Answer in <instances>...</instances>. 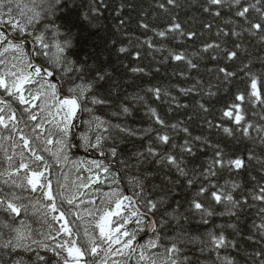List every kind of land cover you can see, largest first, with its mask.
<instances>
[{"label": "snow or ice", "instance_id": "1", "mask_svg": "<svg viewBox=\"0 0 264 264\" xmlns=\"http://www.w3.org/2000/svg\"><path fill=\"white\" fill-rule=\"evenodd\" d=\"M136 9L0 0V264H264V0Z\"/></svg>", "mask_w": 264, "mask_h": 264}, {"label": "trees", "instance_id": "2", "mask_svg": "<svg viewBox=\"0 0 264 264\" xmlns=\"http://www.w3.org/2000/svg\"><path fill=\"white\" fill-rule=\"evenodd\" d=\"M133 2L137 5V9L136 11H132L131 12V15L133 17L132 21H131V25H132V30H134L135 28V19H136V14H137V11H139V6L141 4H143L145 7H147V2L148 0H133ZM131 123H135V122H132L130 121Z\"/></svg>", "mask_w": 264, "mask_h": 264}]
</instances>
